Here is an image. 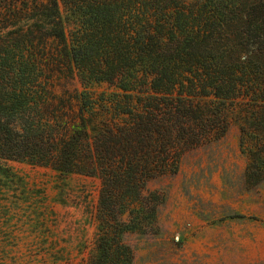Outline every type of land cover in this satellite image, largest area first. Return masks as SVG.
<instances>
[{"label":"trees","instance_id":"1","mask_svg":"<svg viewBox=\"0 0 264 264\" xmlns=\"http://www.w3.org/2000/svg\"><path fill=\"white\" fill-rule=\"evenodd\" d=\"M65 73L81 88L58 93ZM233 125L246 165L221 166L223 190L256 196L264 0H0V161L100 180L87 264H136L131 237L165 233L168 189L150 182L193 151L219 153ZM196 211L214 224L257 219L202 198Z\"/></svg>","mask_w":264,"mask_h":264},{"label":"rangeland","instance_id":"2","mask_svg":"<svg viewBox=\"0 0 264 264\" xmlns=\"http://www.w3.org/2000/svg\"><path fill=\"white\" fill-rule=\"evenodd\" d=\"M105 85H95L97 89ZM80 89L74 73L58 75V93ZM233 125L219 153L193 151L181 171L150 182L168 189L160 212L161 239L131 237L136 264H250L264 260V189L256 196L227 194L221 166L243 171L246 159ZM211 164L210 166H208ZM100 180L60 176L24 162L0 161V264H87L96 253ZM199 198L229 204L255 220L211 223L197 215ZM181 238V246L174 239Z\"/></svg>","mask_w":264,"mask_h":264}]
</instances>
